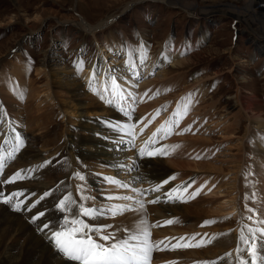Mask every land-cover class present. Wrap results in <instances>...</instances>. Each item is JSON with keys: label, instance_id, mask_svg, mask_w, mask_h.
Returning a JSON list of instances; mask_svg holds the SVG:
<instances>
[{"label": "rangeland", "instance_id": "1", "mask_svg": "<svg viewBox=\"0 0 264 264\" xmlns=\"http://www.w3.org/2000/svg\"><path fill=\"white\" fill-rule=\"evenodd\" d=\"M169 2L164 0H0V76L5 69L18 64L17 59L21 60L22 66L26 69V91L18 96L19 100L16 102L11 94L6 93L4 97L6 99L10 97L11 106L4 102L1 108V113L4 112L11 122L15 121L16 116L19 118L18 122L15 121L14 132L11 133L12 142L10 141L9 144H5V140V143L1 142L7 133L0 126V157L9 156L3 161V174L0 175L3 192V200L0 199V204L10 209V213L31 215V218L38 216V213H33L39 207H35L38 202H35L36 196L29 197L33 202L30 203V200L26 204L23 200L18 203L21 200L20 195L12 197L8 202H4V198L11 197L13 193H21L19 192L21 189L18 188L27 181L31 180L28 183L33 184L42 181L35 178V175H25L22 168L17 169L15 164L21 156L24 157L25 153L22 152L32 147L34 142L31 140L32 137L54 131V136L47 138L43 144L33 147L43 157L49 155L48 157L56 159L54 168L57 172L54 171L51 180L45 185L51 182L57 185L53 188L49 187L46 192L51 198L56 190L65 189L68 191L67 196L74 194L71 200L77 205L82 204L84 207L106 212L109 222L102 225L108 226L103 232L104 235L111 233L116 237L129 230H137L141 221H146L143 226L147 227L151 234L153 232L164 234L165 239L167 237L169 241L174 237L195 236L196 241L205 239L206 246L209 241L215 240L212 234L218 230L213 229L218 228L220 223L226 224L224 236L228 235V237L235 231L239 232L240 236L241 231L235 229L238 222L245 230L250 227L264 229V223H260L264 221V139H262L264 138V7L254 8L250 0H169ZM192 4H197L199 11L204 13L202 15L198 13V17L191 16L184 7ZM210 14L213 17H210ZM245 17L253 21L248 22ZM103 21H112L111 26L97 33H85V30L80 28L82 23L96 27ZM143 44L148 48L146 54L149 58L148 61L140 62L138 52ZM165 49L171 53L180 50L179 55L174 60L171 57L164 59ZM150 58L156 59L153 66L149 64ZM157 58H160V63ZM129 59L136 60L135 71L130 70L126 65ZM80 61H83V71L78 72L77 63ZM174 61L181 63L173 67ZM91 66L100 72L98 77H102L104 72L103 76L115 77L117 83L128 85L123 101L112 100V96L99 92L97 85L96 91L91 89L92 86L87 87L83 75L84 70L90 69ZM163 71L166 73L164 74ZM96 83L95 81L94 85ZM78 94L83 97L79 98ZM189 95L191 100L187 112L177 116L175 113L178 110L183 112V108L178 109V105H182L183 98ZM109 97L111 103H107ZM95 105L100 108L89 107ZM147 105L151 106L152 110L142 114L141 107ZM62 107L68 108L64 110ZM103 108L111 110L114 117L123 120L112 123L111 126L116 125L124 129L119 131L113 127L128 138L129 143H125L127 145H123L122 148L128 155L134 152L135 155L129 156H136L133 160H129L134 165L133 172L139 173L144 170L139 162L137 167L134 162L137 158L144 159L137 157V153L140 152L139 147L143 148L145 142L149 140L156 141L153 147L164 148L167 152L164 156H151L150 159L148 158L149 161L158 159L164 162H189L194 166L210 162L214 165V172L186 167V164H183L184 167H172L166 163L171 173H168L165 179L168 183L162 185L169 190L161 192L154 190L156 187L152 186V181L144 173H142L144 174L142 182L134 181L130 177L133 181L129 183L131 180L121 176L124 174L119 173L117 177L115 171H110L108 167L100 170L93 167V169L88 159L83 160L72 148L82 153L94 151L92 140L88 142L90 138L88 130L92 122L100 116L99 110ZM8 110L13 111L14 113H10L14 116H9ZM98 111L99 113H96ZM90 114L96 116L90 118ZM101 116L97 119H105L104 115ZM177 119L179 123L171 126L169 135L158 133L157 130L166 121ZM187 121L189 122L186 123ZM3 123L4 120L0 119V125ZM41 123L48 128L42 130ZM129 126L135 131V139L126 132ZM165 130L167 131V126ZM69 138L83 139L84 143L82 146L77 144L76 147L70 148L65 143ZM140 140L142 143L138 146ZM204 140H209L207 141L209 143ZM60 155L62 157L66 155L65 158L63 157L64 160L58 157ZM75 156L79 157V160ZM52 161L46 160L41 167L48 168L53 164ZM58 163L63 165L62 171ZM64 169L70 173L68 171L66 173ZM18 172L19 179L14 183H6ZM131 172L130 169L124 173L130 176ZM89 175L99 178L96 186L90 184ZM81 176L83 179L79 178ZM111 180L118 183H111ZM149 181L151 190L148 189ZM60 182L63 184L61 185ZM177 188H182L183 191L174 195L182 199L169 204L166 193ZM57 193L59 195V192ZM154 193H160L162 197L156 195L155 198ZM45 196L44 193L41 195L43 199L46 198ZM124 196L132 199H117ZM64 197L66 195L62 193L57 200ZM155 200L156 202H152ZM138 201L143 203V208ZM17 203L20 205V211L15 208ZM160 204H177L181 207L186 206V209L191 206L205 208L209 211L214 210L216 214L210 217L199 215V212L189 215L190 218L187 219L189 222L182 221L184 222L182 226L186 228L182 234L173 224H165L166 221L173 220L176 215L156 212ZM120 207H124L125 211L113 215L111 210ZM249 209L253 211L250 212ZM60 214L58 225L65 215H72L71 211H60ZM30 219L28 218L27 222L29 220L30 223ZM90 219L95 220V218ZM154 220H158L156 225L160 226L153 227ZM206 221H214V223L202 226ZM233 222H235L234 227L230 225ZM93 223L90 225L96 226ZM164 229L174 232L167 234ZM161 230L164 233H159ZM175 231L179 232L175 233ZM232 247H229L228 252L231 256L227 253L226 257H220V262L229 260V257L235 258ZM194 249L195 247H187L171 251L187 253L184 257L188 260L184 264H208L193 254Z\"/></svg>", "mask_w": 264, "mask_h": 264}, {"label": "bare ground", "instance_id": "2", "mask_svg": "<svg viewBox=\"0 0 264 264\" xmlns=\"http://www.w3.org/2000/svg\"><path fill=\"white\" fill-rule=\"evenodd\" d=\"M164 1L165 2L166 1L169 2V0H164ZM238 1H240V0H238ZM250 3H251V5L254 8L264 7V0H250ZM184 9L188 13H190L191 16H193V17H198V13H199V15H202V13H204L203 11L201 12V10L199 11V8L197 7V4L189 5L188 7H184ZM223 14H224V12H223ZM224 15H226V14H224ZM210 17H213V15L210 14ZM210 17H208V18H210ZM240 17L242 18L243 16H240ZM237 18H238V16H237ZM245 20L246 21L248 20V22H250V21L252 22L253 21L251 18L248 19L246 17H245ZM111 23H112V21H103L102 23H100L96 27L87 26V25H85V23L84 24L82 23L81 24L82 26H80V25L79 26H80V28L82 30H85V33L93 34V33H97L98 31L105 30V29L109 28V26H111ZM249 29H250V27H248V30ZM147 51H148V48L143 44V47H141L139 52H138L139 53L140 62H141L142 54H144L145 52L147 53ZM178 51H180V50H177V51L171 53L170 51H167L165 49V52H163L164 59H167V58L170 59V57L173 60L176 59V57L179 55ZM148 58L149 57L147 55V59ZM147 59H145V61H148ZM157 59L159 60L158 62L160 63L161 62L160 58H157ZM20 61L17 59V63L18 64L12 65L10 69H8V68L5 69L3 74L0 76V91H1L0 92V96H1L0 97V116H1L0 119L4 120V123L2 125H0V126H2V128H3L2 130H5L6 133H7V136H5L4 139L2 138L1 142L3 143L4 140H5V142H6V143L4 142L5 144H7V143L9 144V142L12 140V136L13 135H11V133H12V131L14 132V128H15L14 124H16L15 121L18 122L19 118L15 115L16 116L15 117V121L11 122V120L8 118V116H6L4 114V112L1 113V108L4 105L3 104L4 102L9 103L10 106H11L10 97L6 96L7 97V99H6L4 97V95L6 93L11 94L13 99L15 100L14 102H16L17 100H19L18 96L20 97V94L22 92H24V90L26 91V79H25L26 69L22 66V64H21L22 62H20ZM155 62H156L155 58H153V59L150 58V63L149 64H152L151 66H153L155 64ZM180 63H181L180 61H178V62L174 61L173 62V67L179 65ZM135 64H136V60L134 61V60L129 59L126 62V65L129 67V69L130 70L133 69L134 71H135ZM12 67H13V69H12ZM94 70L96 71V68L94 66H91V68L88 69V70H84L83 77H85V81H86L87 87H89V80H90ZM96 72H97V76H96V79L93 80V82H92L91 89L93 91H96L97 89L95 87L97 85V88L99 89V92L105 93V94L107 93L109 96H111L110 91H108L106 89H110L111 79L112 78H110V76H108V77L103 76L104 72L102 73V77H98V74H100V72H98V71H96ZM136 73H137V68H136ZM165 73H166V71L164 72V74ZM95 81L97 83L94 85ZM119 85L123 88L124 92H125L126 89H128L127 88L128 85H126L124 83L123 84H119ZM30 96H31V93H30L29 97ZM78 97L82 98L83 96L78 94ZM114 99L115 98H113L112 100H114ZM103 100H104V98H103ZM107 100L109 101L110 97ZM104 101H106V100H104ZM108 101H107V103H109ZM89 107L92 108V109H94V108L95 109H99L100 108V106H96V105L95 106H89ZM62 108H64V110H65L68 107H62ZM141 110H143V112ZM151 110H152V107L148 106V105L144 106V107H141V109H140L142 114H144L145 112L151 111ZM8 111H9V116L10 115L14 116V115H12V113H10V112H13L14 110L13 111L8 110ZM99 111H100V116H98V117L99 118L102 117L101 116V114H102V115H104L105 119L101 118V119L98 120L97 119L98 117H97L94 120V122H92L93 124L91 125V128L88 130V134H89V137H90L88 142H90L92 140L91 142H92V144H93V146L95 148L94 151L91 152V153H89V152L84 153V151H83V153H82V151H78L77 149L72 148V150L76 153V155H78L79 157L83 158V160H87L88 159V161H89L88 163L90 164V167L98 168V170H100V168L108 167V168H110L109 169L110 171H115L116 176L119 173L120 174L121 173L124 174V175H121V176H123L124 178H127L128 180H131V181H129V183L130 182L132 183L133 180L134 181L135 180L136 181L139 180V181L142 182L144 180V176L143 175L145 174V175H147L150 178L149 180L152 181V183H153L152 186H155V187L157 185H162L163 184L162 181H164L166 179L167 174L171 173V171L168 169V167H166L167 164L171 165L172 167H184L183 164H186V167H193L194 169H197V170L200 169L202 171H206V172H210V173L214 172V170H215L214 169V165L212 163H210V162L194 166V165H191L189 162H187V163H189L187 165V163H185V162L177 163V161L176 162H173V161L164 162V161H160L158 159L149 161L148 158L150 159L151 156H147V157L146 156H141V155H139L140 152L137 153L138 154L137 157L138 156L141 157V158L144 157V159L141 160V159L137 158V161H135L134 163L136 164V167H137V162H139L140 165H142V169H144V170H142L139 173L133 172V170H134L133 166L134 165H132L131 162H129V160L130 159L133 160L136 156H129V155H135L134 152H130V154L128 155L127 153H124V151H123L124 149L122 148L123 145H127L129 143L128 138H125L123 134H120L117 130H115L111 126L112 123L121 122L122 119H119L120 117L119 118L114 117L113 113L111 112V110L103 108V109H101ZM99 111L96 112V113H99ZM95 116L96 115H94V114H90L89 117L93 118ZM17 118H18V120H17ZM39 121H40V119H38V122ZM188 122L189 121H187L186 123H188ZM40 128L42 130H44V129H47L48 127L45 126L44 123H41ZM105 133H107L108 135H106ZM52 135L53 136L55 135L54 131L47 132L46 134L40 135L39 137H36V136L32 137L31 140L34 141V142H32V147L27 149V151L22 152V153H25L24 157L21 156V159L17 160V162L15 164L17 169L18 168H22V170L24 171L25 175H28V176H34L35 175L36 176L35 178L42 180L41 182L37 181L36 184H33L32 182L28 183V182L31 181L30 180V181H27V183H23L22 185H20V187L18 189H21L19 192H21L22 195H20V199L21 200L18 199L19 200L18 203L20 204L21 201L23 200L24 203L26 204L28 201L31 200V199L29 200V197L34 195V196L37 197V200L35 202L38 201L35 204L36 205L35 207L36 208L38 206L39 207L33 213L34 214L38 213V215H39V213L43 212L44 215L40 216L39 219H35L34 220L33 218H31V215H24V214L23 215H21V214L19 215V214H17V212H16V214L10 213V211H9L10 209H7V207L4 206V204L3 205L0 204V255H1L0 256V259H1L0 264H76V262L67 260L63 255H61L59 252H57V250L55 249L53 243L49 239V237L51 235V232L53 230H57L58 229V227H59L58 222H59L60 217H61L60 216L61 215L60 211L56 207V205L58 204V202L61 199L57 200V197L59 195H62V193H64V195L67 196L68 191L65 190V189H62V190L61 189H59V190L55 189L56 190L55 191V195L53 194L54 196H51V198H50L49 195H46L45 199H43L44 197H41V195L43 193L44 194L48 193V192H46V189H50L49 187H52V188L56 187V185H57V183H55V182H53L54 184H52V182H51L47 186L45 185V184L48 183L49 180H51V178H52V176L54 174V171H56L55 170L56 168H54L56 166V165L54 166V161H56V159H52L51 156L48 157L49 155L46 156V157H43L41 155V153H39L33 147H36V146H39V145L43 144L44 142H46L47 138L50 139L52 137ZM123 138H125L124 142H122ZM76 139L74 140V139L69 138V139H67V142H65V143H67V146L68 147L70 146V148L71 147H76L77 144L82 146V144L84 143V140L83 139L76 140ZM115 139H116L117 143L116 142L114 143ZM53 141H55V139ZM204 141L207 142L209 140H204ZM48 143H49V141H48ZM125 143H127V144H125ZM141 143H142V141L140 140V142L137 143L138 146H139V144L141 145ZM207 143H209V142H207ZM206 146H208V145H206ZM63 148L65 149L66 147H63ZM141 148L142 147H139V151H140ZM190 149L191 148H189V150ZM61 151H59V152H61ZM65 151H63V152H65ZM69 151H71V150H69ZM50 155H52V154H50ZM54 155H55V153H54ZM210 155H211V153H210ZM65 156H63V157L65 158ZM208 156H209V154H208ZM58 157L59 158H63L62 155H60ZM79 157H76V158H78V160H79ZM8 158H9V156L3 157V161L7 160ZM64 158H63V160H64ZM73 158H74V156H73ZM67 159H69V157ZM46 160L47 161L48 160H53L52 161L53 164L52 165L50 164L51 166L49 165L50 167L48 166V168H45L46 166L44 168H42L41 164L44 163ZM171 160H172V158H171ZM184 161H185V159H184ZM77 162L78 161H76V163ZM63 163H65V162H63ZM68 164H69V162H68ZM86 164H87V162H86ZM59 165H60L59 168L61 169L62 168L61 166H63V165H61V164H59ZM78 166H80V165H78ZM14 169H12V170H14ZM130 169L132 170V172H131L132 174H129L130 176H126L124 172H127ZM10 170H11V168H10ZM61 171H62V169H61ZM67 171H66V173H67ZM60 172H58V173H60ZM142 173H144V174L142 175ZM2 174H3V172H2ZM28 176H27V180H28ZM63 176H64V174H63ZM183 176H185V175H183ZM130 177H132L133 180ZM88 178H90L89 179L90 180V184L93 185V186H96L97 181H99V178L97 176L89 175ZM66 181H67V179H66ZM147 181H148V179H147ZM63 182L62 183L60 182L61 185L63 184ZM150 184H151V182L149 183V185ZM132 186H133V184H132ZM137 186H139V185H137ZM152 186L150 185L148 187V189L151 190ZM162 186L163 187H161L159 189V191L165 192V191L169 190L168 187H165L164 185H162ZM60 187L58 186V188H60ZM70 189L71 188H69V190ZM47 191H49V190H47ZM57 192H59V195H57L58 194ZM73 192H74V190H73ZM2 193L3 192L1 190V185H0V199L3 198L2 197ZM72 194L67 196V197H70L71 199H73L74 197L72 198V196L74 194L73 195ZM156 195H159V197H162V195L160 193H156V194L154 193V197L155 198H156ZM167 200L170 201L169 204H171L172 201L173 202H177V199L170 200L169 197L167 198ZM32 202L33 201L31 200L30 203H32ZM165 202H167V201H165ZM169 204L168 205L160 204L159 207H157V208L155 207L157 209V211L156 210L155 211L156 212L160 211V213L162 211V212H165V213L176 215V217H173V221H177V222L173 223V225H174V228L179 230L181 233L183 232V230L186 231V228L182 226L183 223H184L182 221L183 220L185 221V220L189 219L190 218L189 215H192L195 212H199L198 213L199 215H203V216L207 215L209 217L214 215V214H216L214 210L213 211L212 210L209 211V210H206L205 208L199 209L197 207L191 206L190 207L191 209L190 208L186 209L187 208L186 206H182L181 207V206H179L177 204H174V205H169ZM76 205H77V203L71 204L69 206L70 209H71V214L73 216L75 215L76 210H77L76 209ZM196 205H198V204H196ZM201 212L203 214H201ZM72 215L69 214L68 216H72ZM107 217H108V214L106 212H104V215H102L101 218H100V216H97L95 218V220L94 219L91 220L90 218H88L86 216H82L80 219L85 224H89L90 225L91 223L94 222L93 224H95L96 226H102V225L106 224L107 222H109L108 221L109 219ZM28 218L29 219L31 218L30 219V223H29V220L27 222ZM154 221H155V224H153V225H156V224H158L156 222H159L158 220L157 221L154 220ZM45 223H48L50 225V228L49 229H44L42 231L41 228H42V226ZM221 225H223V226H221ZM230 225L234 227L235 222L231 223ZM218 226H219L218 228H221L220 230L218 228H216V229L212 228L213 230H218L220 232V233H218V231H217L216 233L212 234V238L214 237L215 240L212 241V242H209L206 246L204 245L202 247H195L193 254L194 255L196 254L198 256V258H200L202 260H205L206 262H208V264H211V263L213 264V262H215V264H238V260H237L238 253L236 252V249H237L238 245L240 247H243V245L240 243V239L238 238V237H240L239 234H238L239 232L238 233H237V231L233 232V234L230 235V237H228V235L224 236V233L226 231L225 229H227V228H224V227H227L226 224L220 223V225H218ZM235 226H236L235 229H239L241 231V233H243L245 236L248 235V229L245 230L240 222H238L237 225H235ZM222 228H224V231H223ZM164 230H165L164 232H166V233L168 232V230H166V229H164ZM135 231L136 230H129L126 233H123L121 235H117L115 237V239L116 240H120V239L124 238L126 235H128L129 233H132V232H135ZM179 231H175V233L179 232ZM161 232H163V230L159 231V233H161ZM170 232H174V230H169V232L167 234H169ZM156 233H158V232H153L151 234V239L153 241H163V243L160 244V246H161V249L164 250V251H162L160 253V252H157V250H155V251H153L151 253V262L153 264H160V263L165 262V261L169 262V264L177 263V262L180 263V264L187 263L188 259L186 257H184V256H186L187 253L175 252V250L171 251L172 250L171 245H175L177 243V239H178L177 237H174L175 239L173 238V240L169 241V238L166 237V239H165L164 234L161 235V234H156ZM203 240H205V239H203ZM197 241H199V240H197ZM195 242L196 241H194V243ZM109 243H111V241ZM166 246H168V247H166ZM230 246H233L231 248V250L233 251V257H235V258H230L229 257L228 258L229 260H225L224 262L223 261L220 262L221 258L222 257H226V254L230 251V249H229ZM176 249H179V248H176ZM218 257H219V259H217ZM206 259L209 260V261H207ZM213 259H217V260H214V261L211 262L210 260H213ZM202 260H200V261H202ZM218 262H220V263H218Z\"/></svg>", "mask_w": 264, "mask_h": 264}, {"label": "snow or ice", "instance_id": "3", "mask_svg": "<svg viewBox=\"0 0 264 264\" xmlns=\"http://www.w3.org/2000/svg\"><path fill=\"white\" fill-rule=\"evenodd\" d=\"M147 59L146 52L142 54L141 61ZM77 71H83V61H80L77 64ZM97 72L94 70L92 76L89 80V86L91 87L93 80L96 79ZM110 91V94L113 98L119 99L123 101L124 99V90L123 88L116 82V78L113 77L111 79L110 89H106ZM130 95V94H129ZM191 100V96L183 98V104L178 105V109L180 107L183 108V112L177 111L175 114L177 116L182 115L187 112L189 101ZM109 103L112 101L109 100ZM157 116L159 115V110L157 111ZM179 120L175 121H166L164 125H161L160 129H158V133H163L165 136L169 135L171 132V126L173 124H178ZM167 126V131L165 130ZM112 127L117 128L119 131H124V129H120L118 126L113 125ZM190 131V129H189ZM127 134L132 136L135 139V131L132 126H129L126 130ZM156 135V134H154ZM19 139V137H17ZM264 139V138H262ZM156 143L155 140H149L145 142V146L140 149L141 156H154L161 155L164 156L167 154L164 148H155L152 145ZM3 157H0V175L3 172ZM20 178V173H16L14 177L9 178L6 183H14L16 179ZM83 179V177H79ZM174 179V177L172 178ZM111 183H118L115 180H111ZM163 183H168L165 180ZM123 187H128L127 185H121ZM162 187V185H157L154 190L158 191ZM183 191L182 188L173 189L172 192L166 193L170 200L173 199H182V197L178 195H174L175 193H179ZM18 195H22V193H13L11 197L4 198V202H8V200L12 199V197H16ZM45 195H48L47 193ZM111 198V197H109ZM117 199L130 200L131 197H117ZM156 202V201H152ZM75 201H72L70 197H64L61 199L56 207L61 212H70V205L75 204ZM140 203V207L143 208V203ZM16 210H20V205H15ZM76 213L74 216L69 218L68 215H65L57 230H53L49 239L53 243L57 252L63 255L67 260L74 261L76 264H151V253L155 250H160V244L163 241H153L151 239V232L147 227L143 225L146 224V221H141V225L137 226V230L135 232L129 233L124 238L120 240H116L113 234L109 233L108 235H104L103 232L107 230L108 226H91L89 224H85L79 217L86 216L89 218H96L98 215H104V212L100 209L95 208H87L82 204L76 205ZM112 214H122L125 211L124 207L112 209ZM249 211H253L249 209ZM44 213H39L38 216L33 219H39L40 216H43ZM251 219V217H249ZM177 221L169 220L166 221L165 224H173ZM214 223V221H206L202 226H208ZM260 223H264V221H260ZM160 226L154 225L153 227ZM50 225L45 223L41 230L49 229ZM175 239V238H174ZM240 243L243 247L238 245L236 252L238 253L237 260L238 264H264V229L256 228H248V235L245 236L241 233ZM111 241V243H109ZM196 237H180L177 239V243L175 245H171L172 249L175 248H187V247H202L205 245L204 240L196 241ZM210 242V241H209ZM168 247V246H166ZM231 256V253L227 254ZM247 257V258H246ZM215 264V262H213Z\"/></svg>", "mask_w": 264, "mask_h": 264}]
</instances>
